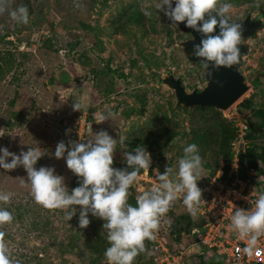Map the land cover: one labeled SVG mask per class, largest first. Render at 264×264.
<instances>
[{
  "label": "rangeland",
  "instance_id": "374dc122",
  "mask_svg": "<svg viewBox=\"0 0 264 264\" xmlns=\"http://www.w3.org/2000/svg\"><path fill=\"white\" fill-rule=\"evenodd\" d=\"M154 2L0 0L5 8L0 14V147L17 155L39 147L45 155L35 167H53L71 191L79 186V178L54 152L58 142L67 143L65 126L85 115L93 134L104 130L117 140L113 167L126 166L124 153L144 145L158 168L176 169L183 147L195 143L203 160L201 179L214 171L218 174L225 156L215 113L184 109L174 92L158 80L168 68L186 92H200L206 85L205 68L183 57L179 44L189 35L170 27L159 10L155 14ZM224 2L233 5L232 20L259 16L264 21V0ZM146 3L153 4L150 17L142 12ZM20 6L28 9L27 24L11 18V11ZM249 43L239 71L248 86L241 100H249L251 106L246 108L239 100L227 111H218V118L226 124L242 119L253 122L259 132L251 135L250 150L260 153L264 149L262 120L253 112L264 111V30ZM74 103L81 105V111L73 110ZM100 113L109 119L97 123ZM121 135L126 136L124 147L119 143ZM169 135L172 138L167 140ZM256 164L262 170L264 189V163L256 160ZM146 190L145 185L132 186L128 202L135 206ZM0 191L11 194L10 202H0V207L7 208L14 219L0 225V230L12 264H108L104 255L87 247L94 237L109 246L103 220L89 214V226L80 228V206H73L76 215L68 221L70 209L37 204L22 166L0 169ZM168 216L160 217L157 232L172 243L171 232L180 223ZM183 241L189 238L183 237L179 244ZM148 242L139 264L149 261ZM205 260L194 254L183 264H209Z\"/></svg>",
  "mask_w": 264,
  "mask_h": 264
},
{
  "label": "clouds",
  "instance_id": "9594fccd",
  "mask_svg": "<svg viewBox=\"0 0 264 264\" xmlns=\"http://www.w3.org/2000/svg\"><path fill=\"white\" fill-rule=\"evenodd\" d=\"M152 8V3H146L142 8L143 14L152 16ZM154 9L155 14L157 10L163 13L171 22L170 27L177 29L179 23H184L186 28L200 34L199 43L193 44L188 55L197 58L207 69L205 79L208 83L212 82L213 72L220 67L231 68L240 63L239 46L244 28L231 19V3H221V0H155ZM4 11L0 5V14ZM10 15L18 24L29 22L26 6L14 9ZM215 83L220 85L219 81ZM72 107L74 111H81L79 103ZM108 119L109 116L103 113L96 116L97 123ZM90 132L92 138L82 140L86 142L69 141L66 146L64 141H60L55 148V158H63L67 169L79 178V186L71 191L65 178L56 174L53 167H35L45 155L39 147L21 151L18 155L0 147V169L10 171L22 166L35 202L47 209H70L68 221L76 215L77 209L73 206H80V228L89 226V214L103 220L102 227L107 229L109 243L104 251L108 264H134L136 257L145 252L144 242L156 239L160 217L169 211L175 200L182 197L183 204L194 217L201 212L205 201L198 181L204 177L203 160L198 146L187 144L177 160L176 169L166 167L163 173L158 168L153 169L158 182L150 190L143 191L133 206L128 202L129 189L137 182L141 170L149 171L151 153L146 146H137L132 152L124 153L126 167H113L117 140L104 130L93 134L91 126ZM125 139V135L119 136L122 147ZM10 198V193L0 191V202L6 205ZM13 219L7 208L0 207V225ZM230 219L229 229L247 241L241 250L243 254L249 257L264 255V247L259 243L264 237V192L257 194L251 210L237 208ZM4 236L0 232V264H12Z\"/></svg>",
  "mask_w": 264,
  "mask_h": 264
},
{
  "label": "built area",
  "instance_id": "2783aa9c",
  "mask_svg": "<svg viewBox=\"0 0 264 264\" xmlns=\"http://www.w3.org/2000/svg\"><path fill=\"white\" fill-rule=\"evenodd\" d=\"M234 113L237 114V111ZM90 126L92 127V123L85 115L71 120L65 126L66 146L69 141L86 142L82 140H88ZM233 127L235 136L230 144L232 162L229 170L225 173L222 160L218 174L198 181L205 204L202 205V210L197 216H191L202 222L199 238L195 241H183L181 245L171 244L156 232V239L148 242L150 257L147 264H183L185 259L194 254L210 257L215 255L220 260L219 264H264V255L249 257L243 254L241 250L246 246L247 241L240 239L229 229L233 212L237 208L251 210L257 194L264 192L263 178L258 170L248 168L247 163L243 162L245 176L242 177L240 174L242 157L251 147L248 121L244 119L234 121ZM155 168L158 167L152 163L147 173L141 170L134 185H145L150 190L158 182L153 174ZM158 169L161 173L165 171L162 168ZM173 203L190 215L182 202V197ZM259 243L264 247V237L260 238ZM197 246L199 249L195 250Z\"/></svg>",
  "mask_w": 264,
  "mask_h": 264
},
{
  "label": "water",
  "instance_id": "95a60500",
  "mask_svg": "<svg viewBox=\"0 0 264 264\" xmlns=\"http://www.w3.org/2000/svg\"><path fill=\"white\" fill-rule=\"evenodd\" d=\"M174 6L173 3V7ZM234 21L241 23L244 28L242 44L239 46L242 56L238 65L232 66L231 68L220 67L217 71L213 72L212 82L210 83L205 79L207 78L205 77L207 69H205L202 78L206 85L200 92H186L182 86L181 80L173 76V71L171 69L167 68L165 70V76L158 78L161 84L166 85L174 92L179 106L186 110H192L194 108H213L214 110L223 112L227 111L241 100L248 91V86L245 84L244 77L239 69L242 65L243 57L250 51L249 42L257 39L258 34L264 30V21L259 16H247L243 20ZM167 24H171L168 19ZM177 29L181 33L189 35L186 41L179 44L183 57L192 64L201 63L194 56L188 55L192 50L193 44L199 43L201 38L200 34L194 32L191 28H186L184 23H179ZM215 81H219L220 85L215 83Z\"/></svg>",
  "mask_w": 264,
  "mask_h": 264
},
{
  "label": "trees",
  "instance_id": "16d2710c",
  "mask_svg": "<svg viewBox=\"0 0 264 264\" xmlns=\"http://www.w3.org/2000/svg\"><path fill=\"white\" fill-rule=\"evenodd\" d=\"M241 102L243 103V105L246 108H249L251 106V103L249 100H241ZM195 111L197 112H203L205 110H211L212 112L215 113L216 115V119L218 120V125L217 127H219L220 129V136H221V141H220V149L222 150L224 156H225V160H224V169H225V173L229 170L230 168V164L232 162V154H231V149H230V144L231 141L234 139L235 136V131H234V127H233V123L230 122V124H226L225 121L219 119L218 117L221 115L220 112L215 111L213 108H194ZM255 117L262 120V124L259 126L260 127V131H262V133L264 134V111L263 110H259V111H254L253 112ZM248 121L249 127H250V136H249V140L251 142V135L255 133H257V131L259 132V130L257 129V127L255 126V124L251 121ZM172 135H169L167 140L171 139ZM256 160L264 163V149L261 150L260 153H256L253 150L248 149L247 153L245 154V156L242 157V162L240 165V174L241 176H245V170H244V166H243V162H246L248 165V168H253L259 171V173L262 175V170L258 167V165L256 164ZM126 167V166H122ZM130 170V169H129ZM216 170V169H215ZM215 174V171L211 174V176H213ZM136 204V202H135ZM166 216H171L174 218V223L175 221L179 222L180 225L178 228H175L172 232H171V244H178L183 237H185L186 239L189 238V241H195L199 238V233L201 231L202 228V222L194 217H192L191 215L186 214L177 204L172 203L169 211L165 214ZM168 216V217H169ZM170 217V218H171ZM1 232V230H0ZM195 239V240H194ZM87 247L95 254H100V255H104V251L107 248L106 245H104L103 241H101L100 239H98L97 237H94V241L93 243L88 240V245ZM204 259H206L205 261H208L209 264H219L220 260L215 256H203ZM140 259L141 256L138 255L135 259L134 264H139L140 263Z\"/></svg>",
  "mask_w": 264,
  "mask_h": 264
}]
</instances>
